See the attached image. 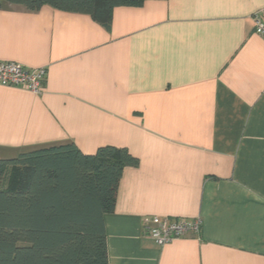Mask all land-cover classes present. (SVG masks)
Wrapping results in <instances>:
<instances>
[{
    "label": "crops",
    "instance_id": "1",
    "mask_svg": "<svg viewBox=\"0 0 264 264\" xmlns=\"http://www.w3.org/2000/svg\"><path fill=\"white\" fill-rule=\"evenodd\" d=\"M264 0H144L107 30L89 16L0 6V62L45 68L42 92L0 85V160L73 143L126 149L109 264H264ZM151 217L199 220L158 246Z\"/></svg>",
    "mask_w": 264,
    "mask_h": 264
},
{
    "label": "trees",
    "instance_id": "2",
    "mask_svg": "<svg viewBox=\"0 0 264 264\" xmlns=\"http://www.w3.org/2000/svg\"><path fill=\"white\" fill-rule=\"evenodd\" d=\"M144 0H0L37 12L82 14L105 29L118 7ZM138 159L104 146L84 155L73 144L0 160V264H109L104 216L115 209L124 169Z\"/></svg>",
    "mask_w": 264,
    "mask_h": 264
},
{
    "label": "built area",
    "instance_id": "3",
    "mask_svg": "<svg viewBox=\"0 0 264 264\" xmlns=\"http://www.w3.org/2000/svg\"><path fill=\"white\" fill-rule=\"evenodd\" d=\"M252 20L255 34L264 40V8L256 12ZM46 75L45 68L28 69L15 63L0 62V85L4 87L23 88L37 95L42 92ZM200 226L199 220L151 217L145 220L143 234L156 245L164 246L177 240L197 237Z\"/></svg>",
    "mask_w": 264,
    "mask_h": 264
}]
</instances>
